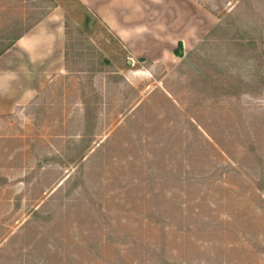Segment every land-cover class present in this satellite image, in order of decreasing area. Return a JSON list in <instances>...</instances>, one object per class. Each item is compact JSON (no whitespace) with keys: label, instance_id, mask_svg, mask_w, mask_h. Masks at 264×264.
<instances>
[{"label":"rangeland","instance_id":"rangeland-1","mask_svg":"<svg viewBox=\"0 0 264 264\" xmlns=\"http://www.w3.org/2000/svg\"><path fill=\"white\" fill-rule=\"evenodd\" d=\"M55 1L81 22L85 0ZM194 2L216 23L232 13L264 41V0ZM34 3L0 0L7 21L53 2ZM161 3L172 6L165 22L189 21L177 0ZM104 25L91 39L111 64L90 74L85 59L73 61L34 102L0 117V264H264V89L215 97L182 58L130 57ZM208 32L184 56L196 49L204 67L223 58L241 71ZM179 42L167 44L172 54ZM85 101L98 114L91 144L64 166V148L83 141Z\"/></svg>","mask_w":264,"mask_h":264},{"label":"crops","instance_id":"crops-1","mask_svg":"<svg viewBox=\"0 0 264 264\" xmlns=\"http://www.w3.org/2000/svg\"><path fill=\"white\" fill-rule=\"evenodd\" d=\"M37 1L32 0L34 4H38ZM162 1L85 0L102 22L108 24L112 34L127 51L130 50V57L146 58L153 63L165 61L163 54L176 59L175 53L172 54L167 48V44L173 42L176 36L187 51L216 23L213 14L194 0H177L190 11L186 24L182 25L176 18L165 22L167 16L164 10L172 6ZM6 15L0 4V117L12 115L30 105L46 90L54 77L66 73L64 9L61 3L55 7L50 4L44 12L31 10L30 17L29 14L22 18L14 15L15 18L7 21ZM3 17L6 21L2 20ZM133 17L130 25H123L124 21ZM179 28L183 33L176 31ZM3 29L13 36H2ZM10 29L13 33L9 32ZM11 41L13 43L8 45ZM145 42L149 43L144 45ZM156 46L163 49L160 55L153 56L151 48Z\"/></svg>","mask_w":264,"mask_h":264},{"label":"trees","instance_id":"trees-1","mask_svg":"<svg viewBox=\"0 0 264 264\" xmlns=\"http://www.w3.org/2000/svg\"><path fill=\"white\" fill-rule=\"evenodd\" d=\"M48 1L53 2L51 7L58 5L55 0ZM82 5L81 9H79L80 15L82 16L80 23L76 22L74 17L70 15L69 9L63 6L65 67L68 69L73 61L78 62L79 59L81 61L85 59L84 67L86 66V72L92 74L102 70L105 64H111V62L104 53L96 47L91 39L97 24L101 22L104 25V23L90 7L83 3ZM232 15V13L227 14L225 19L217 22L205 37H215L223 41L224 44L222 46L226 50V55L236 56V58L241 61V71L232 72V61H223V58H218L212 63H207L204 67L193 59L195 56L200 57L196 49L190 50L184 56L181 42H179L178 46L174 49V53L176 56L182 58L181 64H188L190 72H193L189 74H196L200 89L204 90L206 93H210L215 97L218 95L235 97H240L242 94H249L252 96L261 95L264 89V41L252 35L243 21H237V16L234 17ZM12 43L13 41L8 45ZM202 44L207 43L204 41ZM8 45L6 47H8ZM6 47L3 51H5ZM139 60L145 62L144 58H140ZM126 62H128V60ZM147 63L151 64L152 62L148 61ZM243 71L247 73V76L242 74ZM85 102L86 131L82 134L81 139L86 141L87 144L83 146L81 143L83 141L80 140V142L72 141L67 145L64 148L66 150L64 153L67 156L66 161H62L59 154L50 157L51 160H57L55 159L56 157L60 158V160L64 162L62 163L64 166L72 163L80 164L87 152L86 150L91 144V137L85 133L89 131L93 133L98 114L95 107H92L87 101ZM72 144L79 149L77 153L71 151ZM251 148H253L252 145ZM68 152H70V155ZM257 158L262 162V159L258 155ZM258 185L260 188L264 189V175H262L258 181Z\"/></svg>","mask_w":264,"mask_h":264},{"label":"water","instance_id":"water-1","mask_svg":"<svg viewBox=\"0 0 264 264\" xmlns=\"http://www.w3.org/2000/svg\"><path fill=\"white\" fill-rule=\"evenodd\" d=\"M130 62V61H129Z\"/></svg>","mask_w":264,"mask_h":264}]
</instances>
